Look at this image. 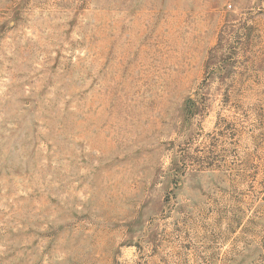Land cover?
<instances>
[{
  "label": "rangeland",
  "instance_id": "rangeland-1",
  "mask_svg": "<svg viewBox=\"0 0 264 264\" xmlns=\"http://www.w3.org/2000/svg\"><path fill=\"white\" fill-rule=\"evenodd\" d=\"M0 264H264V0H0Z\"/></svg>",
  "mask_w": 264,
  "mask_h": 264
}]
</instances>
